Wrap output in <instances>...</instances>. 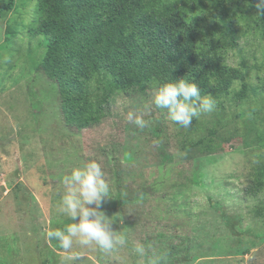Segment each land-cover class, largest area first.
<instances>
[{
	"label": "rangeland",
	"instance_id": "1",
	"mask_svg": "<svg viewBox=\"0 0 264 264\" xmlns=\"http://www.w3.org/2000/svg\"><path fill=\"white\" fill-rule=\"evenodd\" d=\"M14 1L11 12L0 13V264H148L165 252L167 264H264V186L245 191L264 171L257 0H205L231 17L238 38L226 62L243 74L225 96L212 97L215 111L183 128L155 106V86L109 91L94 80L99 119L81 130L65 124L56 85L37 71L47 40L27 32L36 0ZM129 112L153 123L140 130ZM92 161L111 187L101 211L128 240L110 255L78 243L66 253L45 236L79 223L57 211L62 181ZM119 185L135 198L125 207ZM137 243L145 256L135 253Z\"/></svg>",
	"mask_w": 264,
	"mask_h": 264
},
{
	"label": "trees",
	"instance_id": "2",
	"mask_svg": "<svg viewBox=\"0 0 264 264\" xmlns=\"http://www.w3.org/2000/svg\"><path fill=\"white\" fill-rule=\"evenodd\" d=\"M36 2L27 32L47 40L37 71L56 85L67 126L81 130L98 121L94 80L112 91L142 85L159 90L185 79L199 86L202 97L218 98L242 78V71L226 62L238 38L231 17L205 0ZM14 3L0 0V13L11 12ZM255 23L264 40V15L257 13ZM257 173L247 194L264 186V171ZM119 192L122 207L135 199L120 185ZM145 193L140 187L138 198Z\"/></svg>",
	"mask_w": 264,
	"mask_h": 264
},
{
	"label": "clouds",
	"instance_id": "3",
	"mask_svg": "<svg viewBox=\"0 0 264 264\" xmlns=\"http://www.w3.org/2000/svg\"><path fill=\"white\" fill-rule=\"evenodd\" d=\"M255 8L257 13L264 15V0H257ZM154 103L157 108L167 109L169 118L183 128H190L194 118H199L202 113H211L217 107V102L211 95L202 97L199 86L185 79L160 87L155 94ZM146 107L148 111L145 114L150 115V106ZM127 119L140 130L153 123L145 120L144 115L134 112H129ZM62 183L65 192L57 205V211L72 221L79 220V223H72L63 230H47L45 236L48 240H57L59 247L66 253H71L75 243L81 247L97 246L106 255L127 246L126 234L116 231L113 219L101 211L106 198L111 199V187L100 163L92 161L73 169L70 175L64 176ZM91 205L95 207H90ZM134 251L139 256L147 254V249L140 243L135 245ZM168 255L167 252L162 253L158 258L150 259L148 264H167ZM67 259L74 261L82 257L70 254Z\"/></svg>",
	"mask_w": 264,
	"mask_h": 264
}]
</instances>
